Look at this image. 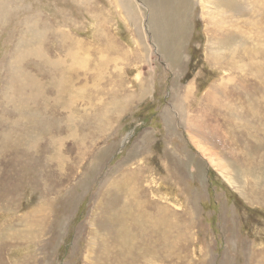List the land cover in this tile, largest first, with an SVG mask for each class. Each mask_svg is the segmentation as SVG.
Here are the masks:
<instances>
[{"label":"rangeland","instance_id":"1","mask_svg":"<svg viewBox=\"0 0 264 264\" xmlns=\"http://www.w3.org/2000/svg\"><path fill=\"white\" fill-rule=\"evenodd\" d=\"M0 264H264V0H0Z\"/></svg>","mask_w":264,"mask_h":264},{"label":"bare ground","instance_id":"2","mask_svg":"<svg viewBox=\"0 0 264 264\" xmlns=\"http://www.w3.org/2000/svg\"><path fill=\"white\" fill-rule=\"evenodd\" d=\"M157 2V1H156ZM179 2V1H178ZM171 3V2H170ZM186 3H187V1H186ZM163 4V3H162ZM166 4V3H165ZM188 4V3H187ZM168 6V5H167ZM157 7V6H156ZM178 8V7H177ZM176 8V9H177ZM171 9V8H170ZM181 9V8H180ZM178 10V9H177ZM173 11V10H172ZM186 11H187V9H186ZM168 12V11H167ZM174 12V11H173ZM183 12V11H182ZM185 12V11H184ZM176 14V13H175ZM174 14V15H175ZM184 14V13H183ZM167 15H170V14H167ZM185 15V14H184ZM176 16V15H175ZM160 17V16H159ZM158 17V18H159ZM178 17V16H177ZM171 18H173L172 16H171ZM180 18V17H179ZM183 19V18H182ZM157 20V19H156ZM160 20V19H159ZM168 20H170V19H168ZM172 20V19H171ZM171 20H170V22H171ZM175 20V19H174ZM184 20H185V18H184ZM165 21V20H164ZM179 21V20H178ZM156 22V21H155ZM161 22V21H160ZM163 22V21H162ZM166 22V21H165ZM153 23V22H152ZM165 24V23H164ZM180 24V23H179ZM167 25V24H166ZM165 25V26H166ZM156 26V25H155ZM177 26V25H176ZM186 26V25H185ZM169 27H171V25L169 26ZM174 28V27H173ZM167 29V28H166ZM182 29V28H181ZM180 29V30H181ZM185 29V28H184ZM184 29H182V30H184ZM167 31H170V30H167ZM175 32H176V30H175ZM178 32V31H177ZM181 32V31H180ZM166 33V32H165ZM169 33V32H168ZM171 33V32H170ZM173 33V32H172ZM182 33V32H181ZM176 34V33H175ZM167 35H170V34H167ZM178 35V34H177ZM176 35V36H177ZM174 36V34L173 35H171V37H173ZM180 36V35H179ZM182 36V35H181ZM180 36V37H181ZM184 36V35H183ZM164 37H166V36H164ZM167 37H169V36H167ZM178 37V36H177ZM161 38V37H160ZM164 38H162V40H163ZM170 39V38H169ZM172 40V39H171ZM166 41H167V39H166ZM178 41V40H177ZM169 42V41H168ZM167 43V42H166ZM179 42H172L171 44H172V46H174L175 44H178ZM180 44V43H179ZM176 48V47H175ZM177 48H179V46L177 47ZM30 53L31 54H34V55H38L39 57L41 56H43V53H42V51L40 50V49H34V50H30ZM43 57H45V56H43ZM18 73H19V82H20V84L22 85V84H24V83H28V77H27V75L26 74H24L23 72L21 73L20 72V69H18V66H16V68H14V70L12 71V76L13 77H17L18 76ZM24 86V85H23ZM44 119V118H43ZM186 122H187V124L189 125V122H190V119H186ZM186 124V125H187ZM202 149V148H201ZM203 154H204V156H206L207 157V159H208V161L210 162V163H212L213 165H214V163H213V158L212 157H210L209 155L207 156L206 155V152H205V150L203 149ZM215 166V165H214ZM216 167V166H215ZM216 170H217V167H216Z\"/></svg>","mask_w":264,"mask_h":264}]
</instances>
